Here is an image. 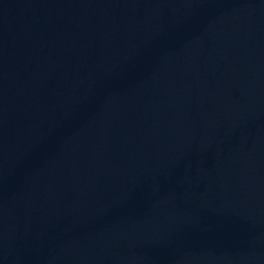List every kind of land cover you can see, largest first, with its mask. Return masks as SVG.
<instances>
[{
  "label": "water",
  "instance_id": "95a60500",
  "mask_svg": "<svg viewBox=\"0 0 264 264\" xmlns=\"http://www.w3.org/2000/svg\"><path fill=\"white\" fill-rule=\"evenodd\" d=\"M0 264H264V0H0Z\"/></svg>",
  "mask_w": 264,
  "mask_h": 264
}]
</instances>
